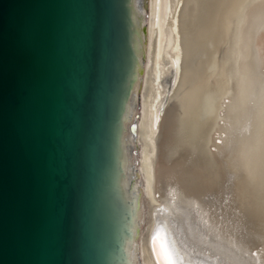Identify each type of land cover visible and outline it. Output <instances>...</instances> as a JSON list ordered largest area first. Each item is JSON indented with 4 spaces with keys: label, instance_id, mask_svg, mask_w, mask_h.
Here are the masks:
<instances>
[{
    "label": "water",
    "instance_id": "1",
    "mask_svg": "<svg viewBox=\"0 0 264 264\" xmlns=\"http://www.w3.org/2000/svg\"><path fill=\"white\" fill-rule=\"evenodd\" d=\"M138 3L0 0V264H133L126 139L150 0ZM164 236L159 223L155 261L174 264Z\"/></svg>",
    "mask_w": 264,
    "mask_h": 264
},
{
    "label": "bare ground",
    "instance_id": "2",
    "mask_svg": "<svg viewBox=\"0 0 264 264\" xmlns=\"http://www.w3.org/2000/svg\"><path fill=\"white\" fill-rule=\"evenodd\" d=\"M147 21L132 262L158 264L161 223L174 264H264V0H150Z\"/></svg>",
    "mask_w": 264,
    "mask_h": 264
}]
</instances>
